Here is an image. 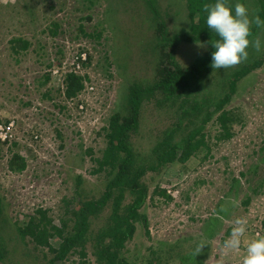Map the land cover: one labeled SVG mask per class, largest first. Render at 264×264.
I'll use <instances>...</instances> for the list:
<instances>
[{"label":"rangeland","instance_id":"1","mask_svg":"<svg viewBox=\"0 0 264 264\" xmlns=\"http://www.w3.org/2000/svg\"><path fill=\"white\" fill-rule=\"evenodd\" d=\"M253 5L246 1L250 14ZM185 7L183 0L156 4L158 22L168 27L169 37L188 25ZM149 14L138 0H0V124L14 122L9 138H0V197L13 222H25L41 207L61 226L62 218L71 217L63 200L71 202L77 195L87 199L104 190V173L93 176L89 170L97 166L93 159L106 146L107 119L121 109L131 85H147L156 77L157 53L146 55L158 42ZM54 22L61 27L56 35L50 32ZM256 36L262 41L261 50L250 47L248 59L239 64L261 56L264 28ZM14 37L27 43L11 44ZM206 49L202 44L180 46L176 60L186 67ZM237 65L215 69L214 80L220 83ZM72 71L90 80L85 91L69 101L63 92L65 77ZM221 86L206 89L217 95ZM238 91L227 107L239 109L241 115L240 122L230 125L231 139H216L219 126L209 125L204 130L209 147H202L185 164H170L144 177L149 198L142 212L150 234L138 224L135 238L127 244L128 259L140 255L150 264H175L170 247L181 239H193L194 249L188 255L197 252L198 257L190 264H242L243 240L237 250L224 248L234 221L246 222V237L264 236V64L239 83ZM163 102L147 103L142 127L133 137L136 153L147 159L163 132L177 122L173 108ZM196 120L199 127L200 117ZM12 153L25 158L22 173L8 168ZM157 187L172 199L155 194ZM1 235L7 254L0 264H49L52 254L46 252L45 259L15 227ZM150 247L158 255H151ZM75 261L71 253L67 263Z\"/></svg>","mask_w":264,"mask_h":264},{"label":"trees","instance_id":"2","mask_svg":"<svg viewBox=\"0 0 264 264\" xmlns=\"http://www.w3.org/2000/svg\"><path fill=\"white\" fill-rule=\"evenodd\" d=\"M138 1L150 11V27L156 28L155 36L159 43H155V47H149L146 52L150 57L157 53L158 59L154 66L156 77L153 83L147 85H131L121 109L107 119L103 134L106 146L100 152V157L93 159L97 166L89 170L93 176L104 173V190L87 199L86 196L80 199L77 195L71 202L63 200L66 214L71 217L62 218L61 226L55 223L48 209L41 207L33 215H28L25 222H13L7 217L6 206L0 197V261L7 254L1 231L15 227L22 240L32 244L36 250H41L45 259L48 258L46 252L52 254L51 259H48L49 264H68L71 253L78 260L75 261L76 264H90L91 259L93 264H150L144 256L135 255L133 260L127 258V244L135 238L138 224L141 223L147 235L150 234L148 217L142 212L149 198V188L143 181L144 177L149 171L155 172L170 164H185L202 147H209L204 132L209 125L219 126L214 135L216 139L228 140L233 137L230 125L240 122L238 119L241 115L237 112L239 109L227 107L238 95L239 83L264 64V51L253 62L239 64L236 69L228 70L218 83L212 75L215 70L212 66V53L215 51L212 43L219 37L207 27V13L204 10L205 5L214 3L215 0H183L188 11V25L182 28L181 33L171 37L168 36L165 23L162 20L158 22L160 12L156 4L159 0ZM234 1L228 0L229 5H234ZM246 1L248 0H242L245 4ZM249 1L254 4L252 14L258 13L264 19V0ZM89 5H93V2H89ZM52 26L50 32L58 34L61 29L59 23L54 22ZM258 29L260 28L252 26L251 39L259 38L256 36ZM15 42L27 43L24 38L17 37L10 41L11 44ZM198 44L207 49L186 67L180 65L176 60V49ZM26 46L24 44L23 48ZM89 80L88 76H81L77 72L68 73L65 77L64 97L69 101L78 98L85 91ZM207 84L215 88L222 84L219 94H209ZM151 101H156L157 104L164 101L163 105L169 104L177 116V122L163 132V139L151 150L156 160L153 159V154L149 159L142 154L138 155L133 145V137L142 127L143 111ZM199 117L201 124L198 127L196 119ZM177 136L181 138L177 140ZM26 167L27 162L20 153L11 154L8 163L11 172L22 173ZM77 179V185L81 186L83 176ZM154 193L167 200L172 199L166 190L159 187ZM72 202L76 204H73L70 211L68 205ZM220 210L222 208L217 207V211ZM221 215L225 216V213ZM96 225L97 228H93ZM192 241L193 239H181L173 243L174 248L170 247L173 251L171 262L190 264L191 260L198 257L197 252L188 255L193 248ZM185 244H188L186 252L182 250ZM152 248L155 247H150L151 255H158Z\"/></svg>","mask_w":264,"mask_h":264},{"label":"clouds","instance_id":"3","mask_svg":"<svg viewBox=\"0 0 264 264\" xmlns=\"http://www.w3.org/2000/svg\"><path fill=\"white\" fill-rule=\"evenodd\" d=\"M206 24L216 33L219 39L215 40L212 53V66L227 69L248 59L249 47L260 51L262 41L259 38L251 39L252 26L264 28V19L257 14H250L248 7L242 0L230 6L228 0H215L205 5ZM243 219H236L231 235L226 239V250H237L242 240L245 244V255L242 264H264V236L246 237V227Z\"/></svg>","mask_w":264,"mask_h":264},{"label":"built area","instance_id":"4","mask_svg":"<svg viewBox=\"0 0 264 264\" xmlns=\"http://www.w3.org/2000/svg\"><path fill=\"white\" fill-rule=\"evenodd\" d=\"M83 59H86V57H83ZM13 128H14V122H9L7 124L5 123L0 124V138L2 140L8 139L10 136V133L13 132Z\"/></svg>","mask_w":264,"mask_h":264}]
</instances>
